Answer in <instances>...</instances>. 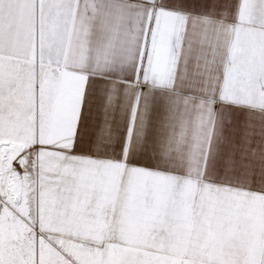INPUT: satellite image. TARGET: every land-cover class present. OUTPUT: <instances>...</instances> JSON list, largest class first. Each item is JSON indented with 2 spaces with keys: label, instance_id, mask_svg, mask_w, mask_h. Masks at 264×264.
Wrapping results in <instances>:
<instances>
[{
  "label": "snow or ice",
  "instance_id": "snow-or-ice-1",
  "mask_svg": "<svg viewBox=\"0 0 264 264\" xmlns=\"http://www.w3.org/2000/svg\"><path fill=\"white\" fill-rule=\"evenodd\" d=\"M0 264H264V0H0Z\"/></svg>",
  "mask_w": 264,
  "mask_h": 264
}]
</instances>
